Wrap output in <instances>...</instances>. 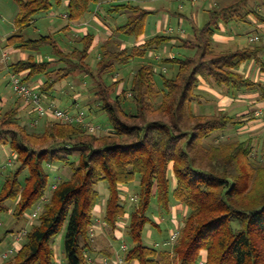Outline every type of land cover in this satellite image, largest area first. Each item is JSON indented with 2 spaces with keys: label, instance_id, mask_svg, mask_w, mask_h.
<instances>
[{
  "label": "trees",
  "instance_id": "1",
  "mask_svg": "<svg viewBox=\"0 0 264 264\" xmlns=\"http://www.w3.org/2000/svg\"><path fill=\"white\" fill-rule=\"evenodd\" d=\"M66 1L63 17L68 30L87 24V15L105 3L110 14H126L127 20L115 27L92 65L89 58L95 48L94 32L79 35L74 44L80 46L71 50L59 44L53 34L37 39L23 34L38 13L50 11L64 0H16L15 30L8 45L24 51L52 45L55 58L30 54L11 63L10 72L21 74L22 81L30 85L31 78L45 77L37 89L46 97L69 75L93 77L97 80L95 102L107 112L112 129L100 126L97 135L85 123L45 117V127L39 130L35 127L44 117L34 111L30 130L22 121L20 103L1 115L6 130L0 131V146L10 145L19 165L5 176L0 213L10 211L7 200L16 202L13 214L17 219L36 204L42 210L30 227L22 230L25 242L21 248L2 258L0 264H55L56 260L59 264H105L92 257L91 227L102 200L101 183L108 191L103 225L111 229L114 240L123 239L119 255L125 264H199L203 258L204 264H264V147L257 150L255 138L249 134H226L230 129L239 132L250 121L264 120V107L261 114V109L252 111L247 120L228 110L209 113L196 108L202 95L200 76L230 95L258 88L264 92V84L239 71L252 59L264 70L260 56L263 42L250 40V45L242 48L220 49L213 38L220 21H246L258 11L249 8V0H235L229 6L211 8L210 21L193 39L167 31L142 44L123 47L121 36L138 39L146 34L149 15L155 11L134 0ZM174 39L194 50L193 54L158 55L156 62L141 64L129 85L118 93L123 66ZM56 63L58 67H54ZM166 65L178 66L175 76H168ZM106 75L113 76L111 84L104 80ZM78 112L90 123L85 111ZM58 163L68 167L69 174H60L59 180L50 184L49 166ZM24 171L27 175L22 178ZM137 179L139 191L131 195V185ZM129 198L137 201L131 211ZM154 200L157 211L167 215L172 214L174 205L186 208L183 225L173 231L179 232L174 242L167 244L172 235L161 244L145 242L148 225L161 231L162 221L156 222L150 213ZM124 223L123 236L116 237ZM62 234L65 261L59 260L56 247Z\"/></svg>",
  "mask_w": 264,
  "mask_h": 264
},
{
  "label": "rangeland",
  "instance_id": "2",
  "mask_svg": "<svg viewBox=\"0 0 264 264\" xmlns=\"http://www.w3.org/2000/svg\"><path fill=\"white\" fill-rule=\"evenodd\" d=\"M233 0H228V3H231ZM66 0H64L63 4L61 5H54L53 8L48 12H41L38 13L36 16V20L33 25L26 28L23 32L26 38H40L43 35L53 34L54 37L58 40L59 44L64 46L67 50H71L77 46H80L79 43H76V38H78L77 33H81V31H72L65 28V24H67V20L63 17V14H65L66 6H67ZM214 4V0H199L196 2L195 5H192L190 2H183L182 0H134L135 4H139L140 6H143L146 9L155 10L154 13H151L149 15L148 21H147V37L150 38L151 36L159 33L158 31L159 24H164L165 18L167 17V22H165V27H172L173 31L171 33L178 35L180 31L185 30V32L189 35L194 32H198L200 29H202L209 20V14L207 13L206 9H201L202 3H204L206 6L209 4ZM252 4V3H251ZM108 4L105 3L103 7L101 8L103 11H107ZM256 8V7H255ZM98 6L94 7L93 11L87 15V18H91L93 16V13L97 12ZM100 9V11H101ZM198 10L199 15L197 17V21L193 20L192 13L194 11ZM257 10V9H256ZM102 12V14L99 15L100 20L102 19L103 23H108L110 25V29L114 31L115 27L118 24H123L127 20L126 14H110L107 12ZM18 12V4L16 0H0V102L1 100L7 98L8 104L5 106H0V117L1 115L5 114L11 107H17L16 103H21V99L19 98V95L14 92L12 83H11V72L9 71L8 65L13 63L16 58L17 54H15V50L13 46L8 45V38L13 33L14 29V19ZM253 14V13H252ZM105 19V22L104 20ZM85 25H73L74 28L76 27H83V32L86 31L89 32L86 29H89V26H92V31L96 32L101 30V32H106L105 30H109L108 28H102L97 23H91L90 20L86 21ZM107 24V25H108ZM161 25V26H162ZM241 26H245L246 31L243 35V40L247 41L248 34H253V28H251L250 22L248 23H241ZM164 26V25H163ZM164 29L163 27H161ZM183 29V30H182ZM161 32H167L166 29L162 30ZM264 33V32H263ZM106 35V34H105ZM255 35V34H254ZM122 42H125L128 46H133L136 43L137 38L135 36H130L127 34H123L121 36ZM180 40V39H179ZM178 40V44H172L171 42H167L165 44L160 45L159 47L153 49L150 51V53L145 57H137L135 60H133L130 64L123 66L119 74L123 78L120 80V76H117V79L120 81H123V85L120 87L121 92L127 87L131 81V78L133 76V73L135 70L143 63L153 61L156 62V58H158V55L162 58L168 57L170 54L175 53L177 56H184V55H190L193 54L194 50L189 48H184L181 45V40ZM101 50V46L97 45L93 49V51L90 54V62L92 65H95L98 61V56ZM8 51L11 55L10 58L6 61L4 58V53ZM25 53L34 54L38 58H55L54 51L52 45H45L43 48L39 51H24ZM14 53V54H13ZM156 59V60H155ZM54 67H58V64L56 63ZM167 67V74L168 76L172 77L175 76V74L178 72V66L177 65H166ZM56 76V73L53 74V77ZM104 80L111 84L113 82V76L112 75H106ZM161 82V80L159 79ZM97 80H94L93 77H87L86 74H78V75H69L64 80L60 81L56 87L51 91L53 97L56 99L55 104L62 109L69 110L72 113H76L78 111H85L87 113V121L91 122L95 125L102 126L106 129H112L111 122L109 120L108 114L103 109L99 108L96 101V91L95 90V84ZM129 103L127 102V105ZM129 109L131 107L128 106ZM199 108V107H198ZM197 110L199 111V109ZM261 109V108H259ZM208 110V108H207ZM22 114V113H21ZM25 119L22 117V121L24 123H30L32 121V118H35V115L30 116L25 114ZM242 116V115H241ZM47 118L40 119L38 125L35 127V129H44V125L46 124ZM28 125V124H27ZM31 130L32 127L28 126ZM6 130V126L4 123H2V120L0 119V131ZM239 132H235L234 129H230L226 131L227 135H236ZM241 134H249L255 138V146L256 149L260 150L264 147V128H259L256 130H250L249 132H241ZM0 164H3L6 161V158L8 155L12 153V149L10 145L3 144L0 146ZM5 157L3 158L2 157ZM19 164L16 163V161L12 162V164L8 168H0V190L1 187L5 181V176L9 174L10 170H14L18 167ZM49 172H50V184H53L57 182L58 176L60 174L64 173L69 174V168L64 167L62 164H56L53 166H49ZM22 178L27 175V171H24L22 173ZM104 183H101L99 185V190L102 194V199L105 200L107 195V186ZM139 191V179H137L132 185H131V192L130 194L133 195L134 193ZM132 197V196H131ZM134 197V196H133ZM6 207L9 208L10 211L0 213V221L2 222V227L0 228V259L2 260L3 254L11 250L14 246V241L17 236H21L22 230L27 227L29 228L30 225L35 221V218H32V215L34 212L38 210V205L36 204L34 206L29 207L25 213L24 216L20 219H17L16 216H14V208L16 206L15 201L7 200L5 202ZM137 205V201L133 198H129L128 207L129 210H133L134 207ZM157 203L154 200L152 202V206L150 209V213L152 214L153 219L156 222L162 221V225L160 226L161 231L157 230L156 228H153L152 226L148 225L146 232H145V242L149 245H155L156 243H162L163 239L166 237H169L172 235L173 230H175V224L174 219L182 220L184 215H186L187 211H185V208L178 207L175 211V215L178 217L174 218V216H171V214L167 215L164 213H161L160 211H157ZM173 210V209H172ZM103 216V215H102ZM101 217V215H100ZM173 217V219H172ZM126 222L129 221V217L125 219ZM126 226V224H125ZM179 229V227H178ZM105 234L110 236L112 239V231L110 228L105 227ZM124 230V229H123ZM179 231V230H178ZM112 234V235H111ZM63 236L60 235V238ZM102 239V238H101ZM25 242V236L22 235L21 243ZM58 242V241H57ZM121 243H123V239L118 238L113 241V244L116 248H120ZM98 244L100 246V249L105 248L108 249V251L112 252L114 251L113 246H109L108 242H106L104 239L102 241L99 239ZM63 248H64V238L62 237L59 243V249H58V258L60 261H65L64 254H63ZM55 264H59L56 260Z\"/></svg>",
  "mask_w": 264,
  "mask_h": 264
},
{
  "label": "crops",
  "instance_id": "3",
  "mask_svg": "<svg viewBox=\"0 0 264 264\" xmlns=\"http://www.w3.org/2000/svg\"><path fill=\"white\" fill-rule=\"evenodd\" d=\"M209 1H211V0H209ZM214 1H215L214 4H211L209 2V4L207 6L204 3H202L200 10L206 9L207 13L209 14V10L211 8L226 7V6H229L235 2V0H233L231 3H228V0H214ZM263 1L264 0H249L248 1L249 8H251L252 10L257 9L256 11H258V12H252L253 14L251 13L247 17L246 21H239V20H233L230 22L220 21L218 26H217V31L215 32V34L213 36L215 45L220 49H238V48H242V47L250 45L251 36H253L254 34H257V33H263L264 32V2ZM190 3L192 5L196 4L193 2H190ZM102 7L103 6H99L98 7L99 9H97V12L93 13V16L88 19V20H90V25H91V23H97L102 28H105V29L108 28L109 29V30L106 29L105 33L101 32L100 29H99V31L96 30V32H94L96 35L94 47L97 45L101 46L103 43H105L107 41L108 37L111 36L114 32L112 29H110V25L107 22L103 23L102 19L100 20V18H99V16H100L99 13L102 14L101 11H103L101 9ZM100 9H101V11H100ZM152 11H155V10H152ZM103 12L105 13L107 11H103ZM198 15H199L198 10H196L192 13V17H193L194 21H197ZM103 20L105 22V19H103ZM166 20H167V17L165 18V21L163 24L164 26L162 24H159L158 31L161 32L164 29H166V31H169V29L172 28V27H165V25H166L165 22H167ZM14 21H15V19H14ZM208 21H210V18ZM247 22L248 23L250 22L251 28H253L254 32H253V34H248L247 41H244L242 34L245 33L244 31H246L247 27H245V26L243 27L240 24L241 23H247ZM65 26H66V24H65ZM161 27H163L164 29H162ZM91 29H92V26H89V29H86V30H88L89 32L90 31L93 32ZM14 30H15V27L13 29V32H14ZM70 30H72V29L70 28ZM83 30L84 29L81 30V33H77L78 36L79 35H85L88 33V32L86 33V31L83 32ZM72 31H74V30H72ZM178 35H180L181 37H183L185 39L186 38L193 39L195 37V32L188 35L185 32V30H183V31H180L178 33ZM76 39H78V38H76ZM147 39H148L147 34H144L143 36H141L140 38H138L136 40L135 44H137V45L142 44ZM262 42L264 45V41H261L259 43H262ZM171 43L172 44H178V40L174 39L171 41ZM126 46H128V45L125 42H123V47H126ZM14 50H15L14 53L18 55L15 61L20 60V59H26L30 56V54L25 53L24 50L17 49V48H14ZM174 55H175V53H172L169 56H174ZM260 56L264 59V51L261 53ZM50 59H53V58H50ZM9 65H8V67H9L8 69H9V71H11ZM239 71L241 73H243L246 77L251 78L253 81H255L257 83L264 84V70L262 69V66L256 60L252 59V60L242 64ZM44 79H45V77H43V76H37V77L31 78L29 80V82L33 85H39V84L43 83ZM199 79L201 81L199 88H200L201 94H202L199 97V100H196V108L199 107L198 108L199 111H205V112L210 113V112H214L216 110H228L231 114L237 115L238 118H240L242 120H247V119L252 117V113H251L252 111H255L259 108L264 107V92L260 88L255 89L253 91L240 92V93H237L236 95H230L226 91H222L220 89H216L213 86H211L204 77L200 76ZM122 85H123V82L120 83V85H119L118 93L121 92L120 87ZM47 101L55 103L56 99L52 95L48 94ZM0 104L2 106L7 105L8 99L5 98V99L1 100ZM16 105H18V102L16 103ZM11 108H13V107H11ZM207 108H208V110H207ZM24 111H25V114H27V115H30V116L35 115L36 116V114L32 111V108L30 106H28L26 103H24L22 105V107H21V113L22 114H20L21 118L23 117L25 119L26 117L24 115ZM32 120H33V118H32ZM26 124H28V126H30L31 122L30 123L27 122ZM242 127L243 128H241L239 130V133H241L243 131L249 132L250 130H256L259 128H264V120L250 121L246 124V126H242ZM107 193H108V191H107ZM106 199H107V195H106L105 200L102 199L101 202L96 206V217H95L96 220L95 221H97L99 224L95 228V231L93 234L94 249L92 252V257L94 259H96L97 262L104 261L105 264H119L118 259L120 257V255H119L120 250H119V248H116L113 244V241H114L113 237L114 236H112V239H111L110 236L108 237V235L105 234V230H104L105 225H103V218H104V212H105ZM178 207L182 208V207H184V205L177 204V205H174L172 207L173 210H172L171 216H174V218H177L179 215L178 214L176 216L174 214ZM185 211H186V208H185ZM100 215H101V217H100ZM172 219H173V217H172ZM126 224H127V222H126ZM174 224H175V227L178 228V227H181L183 225V221L179 220V219H176V220L174 219ZM123 226L125 227V223L122 224V228L119 227L118 230L116 231V237L123 236V233H124ZM61 238L58 237V239H57L58 242H57L56 247L58 249H59V243H60ZM101 238L104 239L106 242H108L109 246L111 245L114 247V251H112L110 254L111 256L106 254V252H108V249H105V248L100 249L98 241H99V239L102 241ZM20 247L21 246H19V248ZM109 253H110V251H109ZM0 261H1V259H0Z\"/></svg>",
  "mask_w": 264,
  "mask_h": 264
},
{
  "label": "built area",
  "instance_id": "4",
  "mask_svg": "<svg viewBox=\"0 0 264 264\" xmlns=\"http://www.w3.org/2000/svg\"><path fill=\"white\" fill-rule=\"evenodd\" d=\"M182 1L196 3L199 0H182ZM82 29L83 27L74 28L75 31H81ZM169 31L172 32L173 29L170 28ZM251 41L252 42L264 41V33H257L251 36ZM4 58L6 61L10 58V53L8 51L4 53ZM11 83H12L14 91L19 95V97H21L25 101V103L32 108L33 112L34 111L37 112V114L40 117H44V118L53 117L58 120H63L66 122L85 123V125L91 132L97 135L100 134L101 127L95 124H92L91 122L87 123L85 121L83 112L72 114L71 112L65 109L59 108L54 102H49V103L45 102V99H47L46 95H44L37 89V85H30L27 82H23L21 74L12 73ZM261 113H262V109L258 111V114H261ZM16 157H17V154L15 152H12L10 155H8L6 158V161L2 164L3 168L10 166L12 162L15 161ZM40 210H42V206L38 205V210L33 213L32 218H35ZM98 224L99 223L95 221L94 224L92 225L91 227L92 234H94L95 228L97 227ZM1 226H2V222L0 221V228ZM24 234L25 233L21 234V236L16 237L13 248L11 250L6 251L3 254L2 258L8 257L9 255L18 251L21 248V247L19 248V246H22L21 238H22V235L24 236ZM178 236H179V232L177 231L173 232L171 239L170 241L167 242V244L169 242H174L178 238ZM118 261H119V264H125V260L121 256L119 257ZM204 262H205V258H203L199 264H204Z\"/></svg>",
  "mask_w": 264,
  "mask_h": 264
}]
</instances>
